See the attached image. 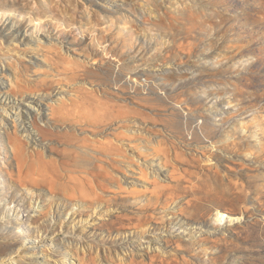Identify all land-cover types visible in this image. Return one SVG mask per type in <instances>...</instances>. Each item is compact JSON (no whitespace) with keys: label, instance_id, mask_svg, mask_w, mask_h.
<instances>
[{"label":"rangeland","instance_id":"1","mask_svg":"<svg viewBox=\"0 0 264 264\" xmlns=\"http://www.w3.org/2000/svg\"><path fill=\"white\" fill-rule=\"evenodd\" d=\"M6 98L55 136L27 140ZM68 131L113 147L105 174L69 161ZM8 137L40 184L9 176ZM0 264H264V0H0Z\"/></svg>","mask_w":264,"mask_h":264},{"label":"bare ground","instance_id":"2","mask_svg":"<svg viewBox=\"0 0 264 264\" xmlns=\"http://www.w3.org/2000/svg\"><path fill=\"white\" fill-rule=\"evenodd\" d=\"M23 23L22 22H15L14 24L8 25V30L12 32V34L15 37H23ZM103 36V35H102ZM101 38V37H100ZM104 38V37H103ZM106 38V37H105ZM102 39V38H101ZM93 50V48H92ZM99 51L98 48L95 46V54H97ZM121 75V74H120ZM118 70H116L113 67L110 66H103L101 69H93L88 68L86 66H82L79 68V70H75L70 78L72 79H82V80H88L93 79L97 82H108L111 79H115L116 82H122V78L120 77ZM50 87V86H49ZM43 88V87H42ZM47 88V87H46ZM47 91V90H46ZM85 100L89 103H95L96 104V110L95 112H86L84 113L83 117L79 116V120H83L84 123L92 124V129L90 132L92 133H102L105 134L107 130L110 128L108 126V119H109V112L105 105L108 103L105 100L102 101L100 98H93L90 96H84ZM9 100V98H6ZM10 105V114L11 117H13V121L19 126L20 130L24 134V136L27 138V140H30L32 142L36 141L37 136H41L43 138H53L55 136V133L53 132L52 128L49 127L47 124L42 125V122H40V116L37 117V120H39V123L42 127H40L38 130L31 131L29 123L25 121L24 118H22L20 111H18L19 107L16 108L14 104H11V100H9ZM15 109V110H14ZM30 109L33 110V112H37V114H41L40 109H35V107H31ZM93 111V110H92ZM27 112V111H26ZM70 112V111H69ZM68 110L66 112H62L59 115L66 119V118H72L74 114L69 113ZM81 115V114H80ZM36 119V118H35ZM74 119V118H73ZM32 123V122H31ZM38 123V124H39ZM90 126V127H91ZM36 129V128H35ZM69 132V131H68ZM58 134V133H56ZM65 134V133H64ZM61 136V133L58 137ZM66 135V134H65ZM68 135L71 139H75L76 142L73 145V149L69 152V158L70 162L74 166L78 167H84L85 169L93 171L92 173L94 176H102L105 174V168L100 164V161L104 160V156L109 154V152L113 149L111 148L110 144L107 143H101V144H95L92 141H90L87 137L81 136V134H77V136L74 134V132H69ZM57 137V136H56ZM68 138V137H67ZM8 144L11 146L12 153H13V159L16 162V172L13 171L12 165L9 163V176L17 181L20 185H25L26 187H32L34 185L40 184L44 178H46L44 174H42L41 168H36L35 165H40L42 163H45L44 158L42 155L35 151L32 152V154L26 153V148L22 141L15 142L12 140L11 137H8ZM117 150L114 148V152ZM12 167V169H11ZM59 180V175H57V182ZM55 183V187H57L58 183ZM75 184V183H74ZM92 248V247H91Z\"/></svg>","mask_w":264,"mask_h":264}]
</instances>
